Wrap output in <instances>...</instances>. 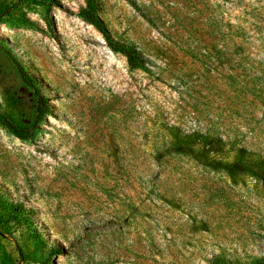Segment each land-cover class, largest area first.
<instances>
[{
    "label": "rangeland",
    "instance_id": "obj_1",
    "mask_svg": "<svg viewBox=\"0 0 264 264\" xmlns=\"http://www.w3.org/2000/svg\"><path fill=\"white\" fill-rule=\"evenodd\" d=\"M95 1L151 73L79 16L86 0H0V114L33 119L19 66L51 109L28 140L0 124V264L264 256V179L151 154L176 125L264 157V0Z\"/></svg>",
    "mask_w": 264,
    "mask_h": 264
},
{
    "label": "trees",
    "instance_id": "obj_2",
    "mask_svg": "<svg viewBox=\"0 0 264 264\" xmlns=\"http://www.w3.org/2000/svg\"><path fill=\"white\" fill-rule=\"evenodd\" d=\"M79 16L102 34L114 53L120 54L126 59L130 70L151 73V62L138 47L132 43L117 40L112 35L99 15L95 0H86V5L81 8ZM244 52L238 51V54H242V61L238 65L246 70L247 62L243 59ZM18 72L21 81L30 90L33 119L17 123L0 114V124L16 137L28 140L35 136L38 124L44 120V117L51 114L50 99L42 93L36 82L22 67H18ZM238 76L236 75L234 78L236 79ZM257 80L263 79L258 77ZM253 92L260 96L264 94L260 88L254 89ZM163 138L164 149H157L151 153L161 162L168 157L187 158L209 173H221L233 181L247 172L252 176L264 179V157L248 152V149H240L236 139L232 141L229 137L225 139L211 126L201 131L188 133L181 131L176 125H172L165 128ZM210 264H264V256L240 257L233 251L225 249L222 253L214 255Z\"/></svg>",
    "mask_w": 264,
    "mask_h": 264
}]
</instances>
